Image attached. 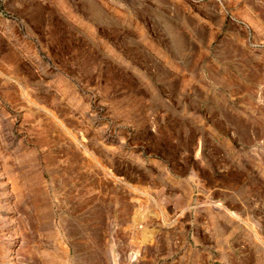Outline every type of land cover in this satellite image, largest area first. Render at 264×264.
I'll use <instances>...</instances> for the list:
<instances>
[{"label":"rangeland","instance_id":"rangeland-1","mask_svg":"<svg viewBox=\"0 0 264 264\" xmlns=\"http://www.w3.org/2000/svg\"><path fill=\"white\" fill-rule=\"evenodd\" d=\"M237 2L0 0V264H264V0Z\"/></svg>","mask_w":264,"mask_h":264},{"label":"bare ground","instance_id":"bare-ground-1","mask_svg":"<svg viewBox=\"0 0 264 264\" xmlns=\"http://www.w3.org/2000/svg\"><path fill=\"white\" fill-rule=\"evenodd\" d=\"M12 24V23H11ZM17 37V36H16ZM11 179H12V183H13V185L18 189L17 190V193L19 194V195H21V193H22V191H23V189L21 188V186L19 185V183H18V181H17V179H16V173L13 171V172H11ZM15 198V197H14ZM17 204V203H16ZM6 205V204H5ZM7 206H8V204H7ZM12 208V207H11ZM19 208V207H18ZM20 209H21V207H20ZM21 212V211H20ZM24 213V212H23ZM101 214V213H100ZM21 215V214H20ZM27 215V214H26ZM29 215V214H28ZM31 216V215H30ZM34 216V215H33ZM20 217V216H19ZM27 217H29V216H27ZM20 219V218H19ZM32 219V218H31ZM30 219V220H31ZM34 219V218H33ZM19 221V220H18ZM130 221V220H129ZM11 222V221H10ZM22 222V218H21V221H20V223ZM34 222V221H33ZM30 223V222H29ZM23 225H24V223H23ZM31 225V224H30ZM32 225H34L33 223H32ZM32 225H31V227H32ZM21 226V225H20ZM35 226V225H34ZM22 227V226H21ZM23 228V227H22ZM33 228H37L36 226L35 227H33ZM137 229V228H136ZM29 230V229H28ZM33 230V229H32ZM36 230V229H35ZM27 231V230H26ZM34 231V230H33ZM37 231V230H36ZM13 232V231H12ZM23 233H25L24 232V229H23ZM13 234V233H12ZM26 234V233H25ZM13 237V236H12ZM30 236L28 235V238H29ZM30 240V239H29ZM34 240V239H33ZM28 241V240H27ZM31 241V240H30ZM11 242V241H10ZM13 242V241H12ZM29 242V241H28ZM12 244V243H11ZM29 244V243H28ZM12 248H14V247H12ZM4 249V248H3ZM30 249V248H29ZM7 250V249H6ZM2 250H0V252H1ZM8 251V250H7ZM14 251V250H13ZM30 251V250H29ZM4 253V252H3ZM12 253V252H11ZM18 254V253H17ZM34 254V253H33ZM35 255L36 254H34V257H35ZM6 257V256H5ZM42 257V256H41ZM1 258V257H0ZM16 258V257H15ZM18 258H20V257H18ZM17 258V259H18ZM4 259V258H3ZM36 259V258H35ZM4 262V261H3ZM13 263V262H12ZM33 263H35L34 261H33ZM17 264V263H16ZM35 264H37V263H35Z\"/></svg>","mask_w":264,"mask_h":264},{"label":"crops","instance_id":"crops-1","mask_svg":"<svg viewBox=\"0 0 264 264\" xmlns=\"http://www.w3.org/2000/svg\"><path fill=\"white\" fill-rule=\"evenodd\" d=\"M234 2H235V4L237 3L238 4V0H233ZM249 4H250V2H249ZM251 5V4H250ZM249 5V6H250ZM252 5L254 6V8H256V10H259V12L261 13V14H263V16H264V10L261 8V7H258L256 4H254V3H252ZM238 7V6H237Z\"/></svg>","mask_w":264,"mask_h":264}]
</instances>
